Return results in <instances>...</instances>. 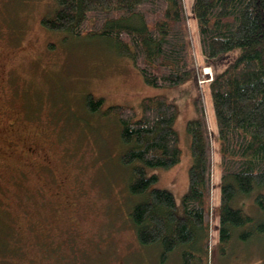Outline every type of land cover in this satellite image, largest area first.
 <instances>
[{
	"label": "rangeland",
	"instance_id": "1",
	"mask_svg": "<svg viewBox=\"0 0 264 264\" xmlns=\"http://www.w3.org/2000/svg\"><path fill=\"white\" fill-rule=\"evenodd\" d=\"M190 4L184 2L187 25L196 65L205 75ZM55 9L54 0H0V264H182L179 252L161 262L159 247L138 244L128 222L137 198L126 190L129 168L119 161L125 149L119 125L86 111V94L103 99L100 111L126 105L139 114L140 101L155 95L176 105L180 161L169 169L146 167L145 173L157 176L154 187L172 193L178 214L191 165L185 126L196 117L200 98L213 139V179L210 252L199 264H264L261 237L241 243L234 236L226 253L219 252V144L210 74L201 89L193 79L150 87L109 40L45 29L41 19ZM237 53H227L223 68ZM253 197L237 205L258 219Z\"/></svg>",
	"mask_w": 264,
	"mask_h": 264
},
{
	"label": "trees",
	"instance_id": "2",
	"mask_svg": "<svg viewBox=\"0 0 264 264\" xmlns=\"http://www.w3.org/2000/svg\"><path fill=\"white\" fill-rule=\"evenodd\" d=\"M54 1L53 15L40 22L45 29L109 40L150 87L171 88L190 79L197 89L203 86L183 0ZM189 10L202 62L212 71L208 88L219 144L216 217L222 256L234 236L241 243L264 239V0H191ZM235 49L237 55L223 68ZM83 100L86 111L113 117L119 125L125 146L119 161L129 168L126 190L137 198L128 222L138 244L159 247L161 262L179 252L182 264L201 263L210 252L213 179V139L201 99L194 103L196 117L185 126L191 165L181 214L172 193L154 187L157 176L145 173L146 167L169 169L180 161L176 105L164 95L144 97L138 114L126 105L100 111L103 99L91 94ZM252 194L258 219L237 205Z\"/></svg>",
	"mask_w": 264,
	"mask_h": 264
}]
</instances>
